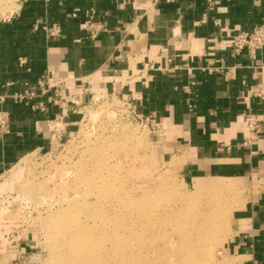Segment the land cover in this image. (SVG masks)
Masks as SVG:
<instances>
[{
	"label": "crops",
	"instance_id": "0c3cea01",
	"mask_svg": "<svg viewBox=\"0 0 264 264\" xmlns=\"http://www.w3.org/2000/svg\"><path fill=\"white\" fill-rule=\"evenodd\" d=\"M17 2L0 17V112L9 116L0 133V264H19L14 255L3 260L9 238L17 240L7 218L13 199H7L23 190V173L11 171L26 155L50 147L48 125L61 109L109 94L130 100L140 117L166 132L162 153L185 181L239 183L243 202L231 210L230 235L217 261L264 264V99L250 94L255 85L264 88V45L254 59L247 49L235 53L232 47L238 31L264 27V0ZM89 8L107 27L95 38L81 27ZM42 23L60 25L61 36L48 37L36 27ZM48 71L51 82L66 80L64 92L73 100L52 105L50 91L33 98L46 111H33L9 97ZM247 111L260 127L244 146ZM79 119V111L61 117L63 136Z\"/></svg>",
	"mask_w": 264,
	"mask_h": 264
},
{
	"label": "rangeland",
	"instance_id": "374dc122",
	"mask_svg": "<svg viewBox=\"0 0 264 264\" xmlns=\"http://www.w3.org/2000/svg\"><path fill=\"white\" fill-rule=\"evenodd\" d=\"M10 1L13 10L0 12V17L18 6L17 0ZM123 101L129 100L107 95L86 101L83 120L73 132L62 133L58 143L26 155L11 171L23 173V190L17 197L9 194L7 200H13L7 218L17 229L15 239L30 255L28 264H151L160 251L166 258L173 256V262L185 258L188 251L195 255L180 264H219L217 252L230 235L231 210L243 202L242 187L237 181L217 178L196 184L185 181L175 161L162 153L166 132L130 118ZM196 189L202 198L178 220L169 211L178 204L172 193ZM192 221L198 229L188 235ZM186 239L196 243L193 250L182 246ZM139 241L144 243L137 245ZM132 244L137 248L129 255ZM11 255L17 256L13 250L5 251L3 260Z\"/></svg>",
	"mask_w": 264,
	"mask_h": 264
},
{
	"label": "built area",
	"instance_id": "2783aa9c",
	"mask_svg": "<svg viewBox=\"0 0 264 264\" xmlns=\"http://www.w3.org/2000/svg\"><path fill=\"white\" fill-rule=\"evenodd\" d=\"M77 10L78 9L73 10L72 12L73 16H75ZM85 17H86L85 20L81 23V27L84 30L88 31L89 36L91 38H95L96 35L101 31H107V27L101 21L95 20L94 12L92 8H89L85 11ZM38 26L42 30H44V32L47 34L48 37L61 36L62 30L60 25H58L57 23H51V24L42 23L36 25V27ZM262 45H264V27L262 25L256 26L250 31H243V30L238 31L233 36V40H232L233 51L235 53H239L241 50L247 49L248 56L251 59L255 58V50L260 48ZM18 64L20 66H24L26 64V58L23 56L18 57ZM65 84H66L65 79L57 82H51V74L48 71L45 74H43L41 77H39L32 86L25 88L21 92L13 93L9 95V97L12 98L15 102H21L27 105L33 111H37V110L46 111L47 109L46 104L41 100L34 102L33 98L38 96L41 97L51 91V94L49 96L50 98L49 102H51L52 105H57L61 107L67 101V98L73 100V98L75 97L74 95L66 94L64 92L66 86ZM250 94L252 96H257L264 99V88L261 85H255L252 88ZM109 95H114V94H109ZM3 97L4 96H0V100L3 99ZM92 99L94 100V98H90L89 100ZM119 100H121V97H119ZM122 104L123 105L125 104L126 107L128 108L130 118L144 120L146 124L149 123V118L147 117L142 118L138 115L136 107L133 104V102H131L130 100L127 102L123 101ZM85 106H87L86 102L84 103L73 102L65 109H61L60 116L57 119H55V121L51 122L48 125L50 144H52L53 142L58 143V141L60 140V136L63 133L62 128L59 126L61 117L64 114H66L68 111H72V112L79 111L82 114V116L80 117V121H82L85 115L83 111ZM243 119L248 131V135L243 139L242 145L248 146L250 145L252 134L258 131L260 124L256 115L251 111L243 112ZM8 121H9L8 113L0 112V133L6 131ZM9 250L15 251L18 257L17 262L19 264L29 263L30 255H25L26 252L25 249H22L20 247L17 240H12L9 238L8 251Z\"/></svg>",
	"mask_w": 264,
	"mask_h": 264
},
{
	"label": "bare ground",
	"instance_id": "6f19581e",
	"mask_svg": "<svg viewBox=\"0 0 264 264\" xmlns=\"http://www.w3.org/2000/svg\"><path fill=\"white\" fill-rule=\"evenodd\" d=\"M14 3L12 2V1H10V0H0V12L2 13L3 11H5V10H13V7H14V5H13ZM12 8V9H11ZM94 99H97V98H99V97H93ZM84 161V160H83ZM95 161V160H94ZM96 162V161H95ZM95 164H97V163H95ZM94 167H95V165H93ZM92 166V167H93ZM91 167V166H90ZM91 167V168H92ZM94 169V168H93ZM91 170V169H90ZM92 171V170H91ZM94 173V172H93ZM96 174V173H95ZM93 177V176H92ZM97 178V177H96ZM96 180V179H95ZM103 182V181H102ZM90 183V182H89ZM95 183V182H94ZM94 183L93 184H91V185H94ZM99 184H101V183H99ZM166 185V184H165ZM99 186V185H98ZM80 187V186H79ZM96 187V186H95ZM98 188V187H97ZM167 188L171 191H175L174 189H173V185L172 184H168L167 185ZM101 189V188H100ZM105 189L106 188H104V191H105ZM178 190H179V188H178ZM206 190H207V187H206ZM103 191V192H104ZM107 191V190H106ZM167 191V190H166ZM199 191H201L200 190V188H199ZM199 191H197V189H196V191H193V192H191V193H189V194H184V193H178V192H173L172 194H176V196H177V202H178V204L176 203L175 204V207L174 208H172V210H169V211H172V212H174L175 214H177V216H178V220H180L181 221V216L183 217V215H185V214H189V211H188V209H190V207H188V206H191L192 204H195V202L197 201L198 202V200L200 199V198H202L201 197V194H200V192ZM203 191V190H202ZM205 192V191H204ZM106 193V192H105ZM102 194V193H101ZM161 195H163V194H161ZM161 195H160V197H161ZM158 196V195H157ZM176 196H175V198H176ZM203 196H205V195H203ZM210 197V196H209ZM166 198V197H165ZM174 198V197H173ZM172 198V199H173ZM205 198V197H204ZM175 200V201H176ZM204 200H206V199H204ZM207 201V200H206ZM172 202V201H171ZM200 202V201H199ZM209 202V201H208ZM174 203V202H173ZM211 203H214V202H211ZM209 205V204H208ZM210 206H212V205H210ZM171 207V206H170ZM186 207H188V208H186ZM203 207H204V202H203ZM202 207V208H203ZM196 208V207H195ZM168 209H169V207H168ZM210 209H212V208H210ZM201 210V209H200ZM203 210V209H202ZM214 210V209H213ZM143 211V210H142ZM147 212V211H146ZM184 212V213H183ZM208 212V211H207ZM142 213V212H141ZM182 213V214H181ZM209 213V212H208ZM208 213L206 214V216L208 215ZM65 214V213H64ZM145 217V216H144ZM153 217V216H152ZM151 217V218H152ZM185 217V216H184ZM196 217V216H195ZM70 218V217H69ZM173 218H175V217H173ZM187 218H189V216L187 217ZM197 218V217H196ZM202 218V217H201ZM63 219V218H62ZM140 219V218H139ZM155 219H156V217H155ZM158 219H159V217H158ZM157 219V220H158ZM183 219V218H182ZM156 220V221H157ZM203 220V219H202ZM201 220V221H202ZM155 221V220H154ZM160 221V220H159ZM183 222H184V220H182ZM199 221H200V218H199ZM198 221V222H199ZM187 222H189V221H187ZM193 222V221H192ZM154 223V222H153ZM196 223V222H195ZM132 224V223H131ZM56 225L58 226V224L56 223ZM152 225H154V224H152ZM185 225V224H184ZM197 225H199V224H194V222L191 224V226H189V228H190V230H188L187 231V233L186 234H192V233H194L193 235H195V231L198 229H196V227H198ZM69 226V225H68ZM125 226V225H124ZM123 226V227H124ZM206 226V225H205ZM208 226H210V225H208ZM60 227V226H59ZM63 227H64V225H63ZM66 227V226H65ZM152 227V226H151ZM185 227V226H184ZM186 227H187V225H186ZM60 228H62V226L60 227ZM68 228V227H67ZM202 228H204V225L202 224ZM201 228V229H202ZM56 229V228H55ZM63 229V228H62ZM125 229V228H124ZM153 229H155V228H153ZM182 229H183V226H182ZM186 229H188V228H186ZM196 229V230H195ZM205 229V228H204ZM152 230V229H151ZM155 230H157V229H155ZM205 230H208V228L207 229H205ZM63 231V230H62ZM182 231V230H181ZM58 232V231H57ZM68 232V231H67ZM199 232V231H198ZM203 232H205V231H203ZM208 232V231H207ZM206 232V233H207ZM61 233V232H60ZM59 233V234H60ZM80 233V232H79ZM152 233V232H151ZM185 233V232H184ZM184 233H182V234H184ZM201 233V232H200ZM58 234V233H57ZM62 234V233H61ZM185 234V235H186ZM205 234V233H204ZM209 234V233H208ZM68 235V234H67ZM198 235V234H197ZM201 235V234H200ZM200 235H198V237H200ZM60 237H61V235H59ZM58 236V237H59ZM146 236V235H145ZM182 236V235H181ZM147 237H148V235H147ZM183 237V239H184V236H182ZM191 237V236H190ZM206 237H208V235H206ZM205 237V238H206ZM62 238H63V235H62ZM187 238H189V237H187ZM192 238V237H191ZM195 238V240H194V242H196V236L194 237ZM146 239V238H145ZM202 239V238H201ZM200 238H199V242H200V240H201ZM65 240V239H64ZM179 240H180V238H179ZM178 241V240H177ZM182 241V240H181ZM202 241V240H201ZM74 242V241H73ZM73 242H71L72 244H73ZM76 242V241H75ZM180 242V241H179ZM192 242V241H191ZM190 242V240L188 239H186V241H184V243H182V246H186V250L188 249V250H190V249H192V245H194V244H196V243H194V244H192ZM144 242L143 241H139V243L137 244V245H142ZM174 243V242H173ZM172 243V244H173ZM168 245V244H167ZM191 245V246H190ZM208 245V244H207ZM77 246V245H76ZM172 246V245H171ZM170 246V247H171ZM173 246H175V244H173ZM189 246V247H188ZM74 247V246H73ZM79 247V246H78ZM168 247V246H167ZM82 248V247H81ZM137 247H136V245H131V248H130V250L131 251H129L128 252V254L129 255H131V253H133V250L134 249H136ZM173 248V247H172ZM172 248H171V251H172ZM177 248V247H176ZM185 248V247H184ZM197 247H195V249H196ZM200 248V247H199ZM108 249V248H107ZM180 249H182L181 247H180ZM194 249V248H193ZM192 249V250H193ZM205 249V248H204ZM203 249V250H204ZM75 250V249H74ZM157 250H159V248L157 249ZM168 250V249H167ZM201 250H202V248H201ZM201 250L200 251H198V252H201ZM151 252V251H150ZM155 252V251H154ZM185 252V251H184ZM198 252H192V254L193 253H198ZM153 252H151V254H152ZM155 253H157V251L155 252ZM186 254V253H185ZM66 255V254H65ZM155 255V254H154ZM171 255V254H170ZM173 255V254H172ZM187 255H188V258H187ZM153 256V255H152ZM185 256V255H184ZM184 256L183 257H181V260H179L180 258H178L177 260H179V261H177V262H173V260L171 261V259H172V257H171V259H170V257L169 258H166V255H165V257H164V255L161 253V251L159 252V253H157V255H155V256H153L152 257V260H153V262H150L151 264H180L181 263V261H184V259L186 258V260L188 259V260H192V259H194L195 257V255L193 254V256L190 254V252L188 251V253L186 254V257L184 258ZM198 256V255H197ZM143 257H144V255H143ZM66 259V258H65ZM168 259H169V261H168ZM201 259V258H200ZM165 261H168V262H166V263H164ZM68 262V261H67ZM185 264V263H184Z\"/></svg>",
	"mask_w": 264,
	"mask_h": 264
}]
</instances>
